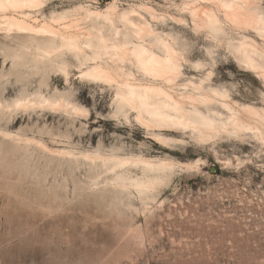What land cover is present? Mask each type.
<instances>
[{
	"label": "rangeland",
	"instance_id": "obj_1",
	"mask_svg": "<svg viewBox=\"0 0 264 264\" xmlns=\"http://www.w3.org/2000/svg\"><path fill=\"white\" fill-rule=\"evenodd\" d=\"M113 1L49 0L44 14L80 5L105 9ZM184 1L117 5L147 3L185 18L188 25L169 19L157 27L180 34L190 62H210L206 48L215 42L207 28L192 26ZM230 31L264 43L245 27ZM3 35L0 41L10 43ZM218 47L213 67L185 64L186 76L213 70V84L229 88L235 100L264 107L263 79L243 71L224 44ZM28 72L19 74L0 53L4 101L66 92L87 112L0 108V264H264V142L252 133L200 142L176 130L172 137L184 142L167 147L153 136L167 132L145 127L136 113L112 116L114 89L81 79L79 69L68 77ZM110 156L169 160L175 168L104 165Z\"/></svg>",
	"mask_w": 264,
	"mask_h": 264
},
{
	"label": "bare ground",
	"instance_id": "obj_2",
	"mask_svg": "<svg viewBox=\"0 0 264 264\" xmlns=\"http://www.w3.org/2000/svg\"><path fill=\"white\" fill-rule=\"evenodd\" d=\"M48 1L0 0V35L10 38V43L0 41V53L19 74L50 70L68 77L75 67L81 79L114 89L112 116L128 118L131 111L136 113V120L145 127L167 132H153L154 138L167 147L184 142L172 137L176 130L200 142L222 133L236 137L252 133L264 142V107L235 100L229 88L213 84V70L199 78H189L184 71L185 64L196 70H205L208 64L213 67L216 48L224 44L243 71L264 81V43L244 34L237 38L230 31L245 27L264 40V9L259 0L183 2L182 9L190 15L192 26L207 28L215 42L206 48L210 62H190L188 44L180 34L158 28L169 19L188 25L185 18L158 13L147 3L120 9L114 0L98 10L80 5L74 10L55 11L48 18L44 14ZM130 64L139 77L128 68ZM4 100L0 96L2 111L12 106H39L71 115L87 112L66 92L53 97L41 92L22 95L13 103ZM110 162L113 166L142 164L159 171L172 172L175 168L169 160L145 156L103 159L104 165Z\"/></svg>",
	"mask_w": 264,
	"mask_h": 264
}]
</instances>
